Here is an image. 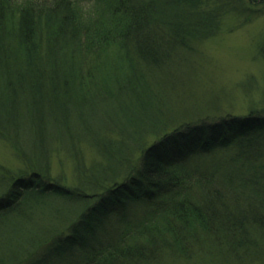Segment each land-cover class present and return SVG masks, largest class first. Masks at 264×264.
Returning <instances> with one entry per match:
<instances>
[{
  "label": "trees",
  "instance_id": "obj_1",
  "mask_svg": "<svg viewBox=\"0 0 264 264\" xmlns=\"http://www.w3.org/2000/svg\"><path fill=\"white\" fill-rule=\"evenodd\" d=\"M238 2L0 0V140L24 167L0 164V264L53 233L47 264H149L264 240V99L166 129L173 63ZM82 146L101 161L84 162ZM53 153L74 159L76 184L51 174Z\"/></svg>",
  "mask_w": 264,
  "mask_h": 264
},
{
  "label": "rangeland",
  "instance_id": "obj_2",
  "mask_svg": "<svg viewBox=\"0 0 264 264\" xmlns=\"http://www.w3.org/2000/svg\"><path fill=\"white\" fill-rule=\"evenodd\" d=\"M241 1L242 4L236 3L221 19L215 36L194 41L193 48L173 63L175 67L169 72L171 79L168 80L165 91V103L168 107L165 116L166 119L177 120L166 129L184 121L214 116L215 112L246 113L250 107L263 103L264 59L260 56L259 47L264 43V0ZM243 4L244 10L241 8ZM154 139L151 136L147 141ZM80 154L83 155L84 162L102 159L90 147L82 146ZM186 156L184 162L189 164L192 155ZM78 158L82 160V157ZM0 164L11 170L23 167L22 162L1 140ZM74 168L75 161L72 157L52 154L51 174H60L63 176L62 181L65 180L68 185L77 183L78 174ZM47 222L39 220L38 224L43 228L48 226ZM57 223L61 228L63 221L59 220ZM49 227L51 231L56 229L54 224ZM54 234L56 233L46 236L44 245H37L40 249L34 257L21 260L19 264H47L52 260H47L46 252L40 257L39 255L50 246L51 241L47 238L50 239ZM197 245L196 252L191 256L177 257L175 252L162 250L154 255V260L149 264H261L264 261V240L261 237L257 238L249 252L235 254L228 249L224 252L222 249L220 253L219 248L216 249V246L212 247L207 242Z\"/></svg>",
  "mask_w": 264,
  "mask_h": 264
}]
</instances>
